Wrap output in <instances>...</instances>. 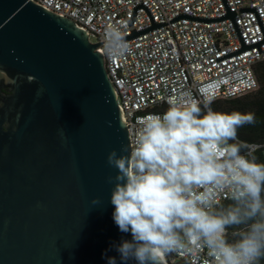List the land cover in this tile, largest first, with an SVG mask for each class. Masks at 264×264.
I'll use <instances>...</instances> for the list:
<instances>
[{
	"label": "water",
	"instance_id": "1",
	"mask_svg": "<svg viewBox=\"0 0 264 264\" xmlns=\"http://www.w3.org/2000/svg\"><path fill=\"white\" fill-rule=\"evenodd\" d=\"M99 45L31 0H0V264H120L131 235L107 157L130 141Z\"/></svg>",
	"mask_w": 264,
	"mask_h": 264
},
{
	"label": "clouds",
	"instance_id": "2",
	"mask_svg": "<svg viewBox=\"0 0 264 264\" xmlns=\"http://www.w3.org/2000/svg\"><path fill=\"white\" fill-rule=\"evenodd\" d=\"M130 53L125 29L107 24L103 57ZM211 104L170 98L165 112L140 118L128 155L108 154L117 170L113 220L131 235L114 245L120 264H165L169 255L197 248L213 264L264 261V162L238 139L255 117L216 112ZM106 259L117 264V257Z\"/></svg>",
	"mask_w": 264,
	"mask_h": 264
},
{
	"label": "built area",
	"instance_id": "3",
	"mask_svg": "<svg viewBox=\"0 0 264 264\" xmlns=\"http://www.w3.org/2000/svg\"><path fill=\"white\" fill-rule=\"evenodd\" d=\"M31 1L73 21L90 43L100 44L102 55L107 24L122 26L126 37L149 30L127 40L131 53L123 59L104 57L130 146L140 118L162 114L170 98L232 100L259 87L255 67L264 62V0ZM244 143L253 156L264 148ZM167 260L213 264L203 248Z\"/></svg>",
	"mask_w": 264,
	"mask_h": 264
},
{
	"label": "trees",
	"instance_id": "4",
	"mask_svg": "<svg viewBox=\"0 0 264 264\" xmlns=\"http://www.w3.org/2000/svg\"><path fill=\"white\" fill-rule=\"evenodd\" d=\"M258 89L242 97L232 100H215L211 107L220 113L253 114L254 123L245 124L238 129V139L248 143H264V62L255 67ZM264 148L258 150L254 157L258 162H264ZM227 203V202H224ZM264 264V261H261Z\"/></svg>",
	"mask_w": 264,
	"mask_h": 264
},
{
	"label": "rangeland",
	"instance_id": "5",
	"mask_svg": "<svg viewBox=\"0 0 264 264\" xmlns=\"http://www.w3.org/2000/svg\"><path fill=\"white\" fill-rule=\"evenodd\" d=\"M263 155H264V151H263Z\"/></svg>",
	"mask_w": 264,
	"mask_h": 264
}]
</instances>
